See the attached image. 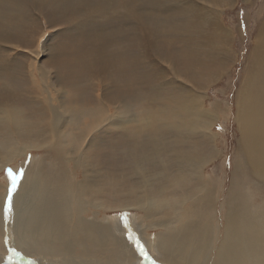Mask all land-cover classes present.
<instances>
[{"label":"bare ground","instance_id":"6f19581e","mask_svg":"<svg viewBox=\"0 0 264 264\" xmlns=\"http://www.w3.org/2000/svg\"><path fill=\"white\" fill-rule=\"evenodd\" d=\"M204 1L210 3V0ZM29 2L60 6L99 2L103 18L78 22L80 41L61 53L57 75L40 63L47 46L41 39L35 49L28 50L32 56L26 70L31 81L22 86L15 78L0 75V107L14 108L17 117V120L8 119L9 133L5 139L19 137L25 131L26 118L20 115L21 108L18 110L14 105L23 98L29 102L33 99L36 104L32 124L39 127L35 136L44 138L39 141L44 143L49 158L53 159L47 160L48 165H45L32 157L29 165L36 166L37 172L30 179L33 171L28 168L16 188L20 195L15 198L18 191L12 193V205L17 204V213L11 212L5 219L2 212L0 241L3 227L13 247L18 241L26 243V248H21L24 255L48 256L41 259L43 263L57 260L64 264H113L114 260H122L129 264H264V20L249 58L250 68L238 90L235 118L242 138H239L234 164L230 166H233L231 180L227 179L230 181L225 188L227 180L224 184L208 172L211 161L220 158L223 151L212 144L214 132H210L216 122L210 118L220 112L219 104L215 102L207 107V92H197L191 85L194 79L188 74L190 65L173 66L180 49L190 51L187 40L179 37L181 30H166L170 35H177L174 43H170L169 36L159 43V33L165 30H158L161 25L158 20L154 31L147 25L154 13L144 15L141 8L134 5L140 0H0V41L4 33L16 41L30 32L34 17ZM111 2L118 8L114 7L110 13L108 5ZM194 5L197 7L193 10L195 14L191 22H187L191 32L188 40L202 36L204 44L209 45L213 41L209 32L199 33L193 24L202 21L214 28L216 20H221L220 9L213 12L206 4ZM201 8L213 15L210 18L201 15L198 12ZM70 9L71 6L60 12ZM117 11L124 13V27L111 22L114 17H120ZM166 11L175 19L184 9L168 8ZM107 17L112 20L104 21ZM16 29L23 33L21 37ZM12 41L4 39L0 44L9 49L21 47ZM181 41L183 45L176 52ZM225 47L226 52L232 49ZM208 61L202 59L200 67ZM142 63L147 67L142 68ZM164 63H170L177 79H181L167 81V92L162 89V74L158 71ZM189 63L192 64L190 60ZM176 89L181 90V95H175ZM85 97L89 98L85 101ZM196 120L206 124L202 132ZM113 138L117 139L116 144L121 141L125 144L120 150L127 154L133 178L131 200L124 211L142 210L144 217L150 220L148 224L142 220L137 224L136 216L114 218L115 215L103 213L104 219L99 218L100 212L110 207L102 203L106 191L114 188L111 174L105 173L101 164L104 155L99 156L102 142ZM172 138L176 139L170 142ZM205 138L211 139L208 147L204 146ZM12 140L0 141V152L6 154L0 156L1 171H5L14 158L34 148L21 139ZM126 142L133 147H127ZM183 143L187 147H178ZM10 148L15 149L13 154H8ZM120 150L107 147L106 157L111 159L112 152L116 155ZM15 164L13 167H17ZM76 176L81 180L74 181ZM27 180L28 184L24 185ZM30 188L31 191L34 188L35 198L25 218L26 208L20 199ZM9 190L10 185L0 190V214ZM219 211L220 220V217L214 218ZM73 216L75 224L71 231L66 222H71ZM22 221L25 227L20 228ZM149 228L158 231L151 236L147 232ZM141 231L144 234H140ZM131 240L135 244H131ZM143 247L139 255L138 250ZM145 247L150 251L146 252ZM148 251L154 254V260Z\"/></svg>","mask_w":264,"mask_h":264},{"label":"rangeland","instance_id":"374dc122","mask_svg":"<svg viewBox=\"0 0 264 264\" xmlns=\"http://www.w3.org/2000/svg\"><path fill=\"white\" fill-rule=\"evenodd\" d=\"M215 1H214L215 4L212 5L211 4L212 0H210V3L205 2L204 0L203 1L202 0H154V1L153 0H140L138 4H134V5L135 6L138 5L137 7L141 8L144 15L146 13H150L153 11L154 13L153 18H151L152 20H149V24L147 25L154 31L157 20L160 22L159 24L161 25L158 28V30L160 31L163 29L165 31L163 32L160 31L159 34L161 35H159L158 37V41H160L159 43H162L164 39H168L166 38L168 36H169L168 40L170 41V43L171 42L174 43V41H176L177 35H170V33L166 32V30H172V28H176L177 31L181 30L182 33L179 35V37L185 38L187 40L186 45L188 46L190 51L186 49H180V51L177 52V49L181 48L183 45V42L181 41L176 48L178 60L173 66L181 68L185 65H190L191 69L188 70V74L194 79V82L191 85L194 87V89L197 92L199 91L203 93L205 91V94L207 92V94L205 95L206 96L205 104L207 105V107H211V104H214L215 102H216L215 104H219L220 112L215 117L210 118V120L213 122H215L216 120L215 125L210 129V132H212L211 130H213L214 132L213 133L214 142L212 144L215 147H220V149L223 151H222V156L220 158H216V159L214 158V160H212L210 165L208 166L209 168L208 167L207 168H208L209 174L211 173L210 175L214 179L220 180L223 183L227 179L231 180L230 175H231V170L233 169V166L232 168L230 166L234 164L236 149L237 147H239V138H242V135L240 134L241 130L239 129V123H237L238 121H236V118H235L237 115L236 114L237 113L236 100H237L238 90L242 87L241 84H242L245 72L250 68L249 58L251 56V52L253 51L256 41L258 39V35H259L258 33H260V29L263 26L262 20H264V0H218V1L215 0ZM101 2H104V0H101ZM146 3H149V5ZM194 4H200V5L206 4L207 9H213L212 10L213 12H215V10L217 11L218 9H220L221 20L217 21L216 18L214 17L217 23V26H215L214 28H210L207 22H202V21H199L193 24L196 27L197 32L199 33L209 32L210 36L213 39V41L209 45L204 44L202 36L193 38L192 41L188 40V36L191 34V32H189L187 29V22L188 21L191 22L192 16L195 14L193 10L197 9V7H195ZM69 6H71L70 10L60 12V10H64L65 8ZM28 7L31 11L32 16L34 17L33 23H30L31 25L30 32L29 33L26 32L24 34L18 33V29H19L18 28L15 30L16 33L19 35V37H21L22 34L23 36L21 38L15 39L16 41L10 40L6 33H4L3 37L1 38L3 40L6 39L8 41H12L16 45H20L21 47L17 49L16 48L9 49L7 45L0 44V75H3L4 77H8V78H15L18 81V83L22 82V86L26 85L29 81H31L30 77L27 74V70H26V67L28 63L30 62V58L32 56L28 50L35 49L38 39L45 41L47 45L46 53L43 56H41L39 59L40 63L46 64L52 70V72H54V74L57 75V63L59 61V57L61 53L69 49L70 47H72L71 44L78 43L80 41L81 37H80L79 32L81 30V27L79 26L78 22L83 19H102L103 18V14L101 12L102 5L99 2H90V3H85L83 5H75V3H68V4L61 5V6L60 5H41L38 3L29 2ZM114 7L118 8L117 6H115L114 2H111L108 5V11L111 13ZM168 8H173V9L183 8L184 11L178 17L173 19L174 15L172 16V14L170 15L169 12L166 11V9ZM159 12H161L162 14L157 15V13ZM198 12L201 15L206 16L208 18H210L211 15H213L211 12H208V11L205 12L204 8L199 9ZM116 15H120V17H117V19L116 17H114L113 20L107 17L103 20L104 21L112 20L111 22L115 26L120 25L124 27V25L126 24H125V16H124L123 11H119V12L117 11ZM161 15L163 16L162 18H161ZM153 26H154V29H153ZM164 35H165V38H164ZM22 38L24 39L22 40ZM2 41H0V43ZM225 45H227V48L229 49L232 48V49L226 52L224 50L226 48ZM85 48L87 49L89 48V46L86 44ZM200 59L201 60L206 59L209 61L206 63L205 66L200 67V64H201ZM189 60L192 62V64L189 63ZM72 65H75V64H72ZM141 67L146 68L147 64L142 63ZM172 69L173 67L170 63H164L163 66L158 68V71L162 74L160 83L162 84L163 86L162 89L165 92L168 91V87L166 84L167 81L179 82L181 80L180 78L177 79L174 69L173 70ZM173 75L176 78L173 77ZM185 79H187V76L185 77ZM190 94L193 95V99H194V93L192 91V88H190ZM175 95H181V90L176 89ZM88 98L89 97H85V101ZM31 100H32L31 101L32 103L27 101L25 98H23L22 100L18 101L17 104L15 103L16 105H14L16 108H18V110L21 108L20 110L22 114L20 113V115L26 118L25 126L30 127L29 130L25 127V131H23V134L21 135L22 137L14 136V138H12L14 140L5 139V138L7 137L9 133L8 119L14 117L17 120L16 110L12 107H6V106L0 107V141L2 142H4V140L5 141L6 140L15 141V139H18V140L21 139L26 145L34 147V148H30L29 151H27L25 155L19 158L16 157L12 161H10L11 163L6 165L7 167L5 171L0 170V184H2L0 186V190L2 191H3V188L5 190L6 186L8 187L10 185V188H11V183L7 176V172L9 169H11L14 172V174L17 173L16 176L17 175L19 176L20 173L18 172H21L22 170L24 172L23 177H22V180H23L25 178L24 177L25 171H27L29 168L31 172L33 171L31 174L29 172L30 174L29 177L31 179L33 178L32 174L37 172L36 166L29 165L32 157H35L36 159L42 161L43 164L45 165H48L47 160H50V162L53 160L51 157L49 158L48 150L43 147L44 143L43 142L40 143V141H43L42 139L44 138L41 137L40 139L41 135L40 136L38 135L39 137L37 139V136H35L37 128L39 127L34 126L32 124L35 119L34 109H35L36 103H34L35 101L33 99ZM18 104H22V106H18ZM23 104H27V105L23 107ZM193 104H194V100H193ZM25 108H27L28 110ZM26 110L28 114L25 112ZM10 113H13V115L10 116ZM23 114H25L26 116H24ZM195 122H196L198 129L202 132L206 124L200 120H196ZM105 133L109 134L110 132H105ZM215 136H218V137H215ZM175 139L176 138H172L170 142H173L172 140H175ZM115 141H117V139L115 138H113L112 141H103L102 142L103 148L101 149L100 156H99L101 158V156L104 155L103 162L101 161V164L104 168V172L111 174L110 180L113 181L112 183L114 184V188L111 191L107 189L105 198L102 200V203L104 205H108V206L110 205V207H108V210L106 209L105 211L100 212L99 214L100 216L98 215L99 218H102V219H104L105 217L103 213H106V215H109L111 217L115 215L113 217L117 218L119 214H121L122 212L128 211L129 209L124 211V207L131 200L130 194H131L133 178L131 176L130 168L127 165V162H128L127 154L125 153V151L120 150L121 147H125L124 146L125 144L123 143V141H121L119 144H116ZM203 142H204V146L208 147V145L211 142V139L205 138ZM194 144H196V146L199 144V147H203L202 145H200L199 142H194ZM126 146L133 147V145L127 142H126ZM107 147H110V148L118 147L120 151L117 152L116 155H113L114 152H112L113 157L111 159H108L106 157ZM173 147H176V146H173ZM178 147H187V146L184 145L183 143V145L180 144V146ZM13 149L14 148H10L8 151V154L9 153L13 154L15 152V149L14 150ZM40 154L43 156H40ZM2 155L6 156V154H1L0 152V156ZM26 156L28 157L26 158ZM225 156H226V159H225ZM221 160H223L224 163L226 162L225 165H223L222 163L223 161ZM15 163H17V167H13V165H16ZM224 166L226 167V169L224 168ZM25 167H26V170H25ZM68 167L70 166L68 165ZM68 167H67V173H69ZM112 173L114 174V176H112L113 175ZM71 174L73 175L74 171H71ZM5 176H6V179H5ZM128 176H129V179L127 178ZM19 180H18V183H19ZM75 180L80 181L81 178L79 176H76L74 181ZM230 180H227L226 184L224 182L225 188L228 187L229 185L228 182ZM27 182L28 180L24 183V185H26ZM42 188L44 187L42 186ZM19 191L20 190H17V189L15 190V192H17L18 194L15 196V198L20 195ZM30 191H31V188L29 190V193ZM32 191L30 194L26 192L25 195L20 199L21 205L26 208L25 218L35 198V194H33ZM13 196L14 194H12V199H14ZM224 200H225V196L221 198V202H223ZM220 211L214 217L215 219H217L218 217H220L219 220L221 219L222 215ZM2 212L4 214V210L1 209L0 216L2 215ZM13 212L17 213V204H15L14 207L12 205V213ZM133 213L134 215L132 216ZM128 214L129 216L127 217L135 218L134 216H136L137 224H140L141 220L143 222L145 221L144 223L146 224H148L150 221L149 219L147 220L146 217H144L145 215L144 212L138 208H134V209L130 208V211ZM141 214L146 220L143 217H140ZM74 217L75 216H73V220L71 222H69L68 220L66 222V226L67 227L69 226L68 228L70 230L71 229L73 230V227L75 224ZM22 227H25V223L23 221L21 222V225H20V228ZM2 230L3 232L1 234V241H0V264H5V263L6 264H64V263L58 262L57 260H48V261L45 260V263H43L41 259L43 257H45V259L48 258V256H44V255H40V256L37 255L34 257L24 255L23 253H21V248L25 249L26 243L21 242L20 244V242L18 241V242H15V246L13 247L12 245L13 241H11L8 232L4 230L3 227H2ZM157 231L158 229L156 228L147 229L148 234H151V236L156 234ZM140 234H144V233H142L141 231ZM131 241H132L131 244L133 243L135 244L133 240ZM147 249L150 251L149 248L145 247L146 252H147ZM143 250H144V247H143ZM149 251L147 254L149 255V257L153 255L152 260H154L155 258L154 254L150 255ZM1 253L5 256L8 255L7 256L8 259L6 261L4 259L5 256H3ZM138 253L139 255H142L141 250L140 251L138 250ZM102 256L105 262L106 257L103 254ZM99 259L101 258L99 257ZM121 261L114 260L113 264H123V263L129 264V263L121 262Z\"/></svg>","mask_w":264,"mask_h":264},{"label":"snow or ice","instance_id":"6c2138e0","mask_svg":"<svg viewBox=\"0 0 264 264\" xmlns=\"http://www.w3.org/2000/svg\"><path fill=\"white\" fill-rule=\"evenodd\" d=\"M7 176L9 178V180H10L11 188L9 190V194H8V197H7L6 202H5V208H4L5 219H7L9 214L12 212V193H14L16 188H17L18 180L22 179L23 171L21 170L19 176H16L14 174V172L11 169H9L8 172H7ZM125 221H127L126 217H125ZM125 227L126 228L128 227L127 222H125ZM141 251H143L142 248H141Z\"/></svg>","mask_w":264,"mask_h":264},{"label":"water","instance_id":"95a60500","mask_svg":"<svg viewBox=\"0 0 264 264\" xmlns=\"http://www.w3.org/2000/svg\"><path fill=\"white\" fill-rule=\"evenodd\" d=\"M129 212H122L121 214H119V216L117 218H122L124 216H129L128 214Z\"/></svg>","mask_w":264,"mask_h":264}]
</instances>
